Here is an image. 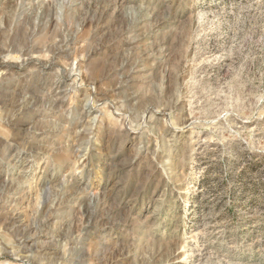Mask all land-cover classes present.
<instances>
[{"label":"rangeland","instance_id":"374dc122","mask_svg":"<svg viewBox=\"0 0 264 264\" xmlns=\"http://www.w3.org/2000/svg\"><path fill=\"white\" fill-rule=\"evenodd\" d=\"M0 264H264V0H0Z\"/></svg>","mask_w":264,"mask_h":264},{"label":"bare ground","instance_id":"6f19581e","mask_svg":"<svg viewBox=\"0 0 264 264\" xmlns=\"http://www.w3.org/2000/svg\"><path fill=\"white\" fill-rule=\"evenodd\" d=\"M27 62V60H25V63ZM5 65V64H4ZM75 65V64H74ZM7 66H8V64H7ZM75 68V67H74ZM72 70V69H71ZM72 74V73H71ZM79 75V74H78ZM76 77V76H75ZM71 78V77H70ZM79 78V77H78ZM66 79V78H65ZM71 80V79H70ZM76 85V84H75ZM78 87V86H77ZM77 89V88H76ZM75 89V90H76ZM91 110V109H90ZM93 110V109H92ZM99 111V110H98ZM100 115V114H99ZM98 117V116H97ZM97 121V120H96ZM13 152V151H12ZM91 238V237H90Z\"/></svg>","mask_w":264,"mask_h":264}]
</instances>
